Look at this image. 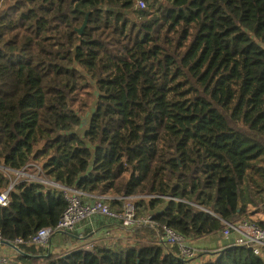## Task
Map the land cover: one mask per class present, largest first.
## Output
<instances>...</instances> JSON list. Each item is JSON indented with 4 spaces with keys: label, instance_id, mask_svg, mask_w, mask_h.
I'll list each match as a JSON object with an SVG mask.
<instances>
[{
    "label": "trees",
    "instance_id": "trees-1",
    "mask_svg": "<svg viewBox=\"0 0 264 264\" xmlns=\"http://www.w3.org/2000/svg\"><path fill=\"white\" fill-rule=\"evenodd\" d=\"M137 1L0 0V194L14 185L0 233L15 253L0 264H264L241 245L179 258L150 226L89 249L17 243L67 206L15 184L24 169L117 211L134 197L191 241L264 205V0Z\"/></svg>",
    "mask_w": 264,
    "mask_h": 264
},
{
    "label": "built area",
    "instance_id": "built-area-1",
    "mask_svg": "<svg viewBox=\"0 0 264 264\" xmlns=\"http://www.w3.org/2000/svg\"><path fill=\"white\" fill-rule=\"evenodd\" d=\"M137 9H143L145 2L143 0L137 1ZM36 169L39 166L33 165ZM16 174H23L31 181H38L50 187L60 189L62 192L67 206L62 216L60 217L57 225L54 228H42L38 230L30 239L25 242L24 239H18L17 243L22 245H44L47 244L54 234V232H73L76 227L96 215L107 216L122 223L124 227H141L150 226L154 227L156 221L151 214L139 215L134 203V197L122 196L123 205L119 211L114 209L109 203L110 197L99 195L95 193H88L76 187L64 186L54 181L37 177L36 174L31 173L30 170L14 171ZM14 185L8 190L0 194V205L6 206L9 203V193ZM225 222L223 229L224 236H229L232 232H236L241 236V239L236 245L248 246L254 250L258 255H262L264 251V224H260L250 218L248 214H243L238 220L234 222ZM110 237L109 233H96L97 240L106 239ZM3 238L0 233V248L2 247ZM161 241V240H160ZM164 245L175 246L177 249L176 256L179 258H193L196 257L201 251L197 249L192 241L184 234L176 231L170 226L163 227V241ZM96 243L85 245L89 249L95 246ZM0 263H8L0 253Z\"/></svg>",
    "mask_w": 264,
    "mask_h": 264
},
{
    "label": "crops",
    "instance_id": "crops-1",
    "mask_svg": "<svg viewBox=\"0 0 264 264\" xmlns=\"http://www.w3.org/2000/svg\"><path fill=\"white\" fill-rule=\"evenodd\" d=\"M114 208V207H113ZM256 213L252 216V220L258 222V223H264V205L259 209L255 210ZM98 216L102 215H96L92 218V220L84 221L80 223L76 229L78 234H75L74 232H70L71 234H75L74 237L76 238L75 242L78 243L81 241V239H78V236L81 238L86 235V237H90V239L86 240L83 244H80L82 246L89 245L90 243H99L100 241H103L104 243H111L115 241L114 239H126L127 235V228H125L121 222L112 219L111 223L106 224L105 221L98 219ZM100 222L101 224H98ZM68 233V232H65ZM96 233H109L110 237H106V239L97 240L95 238ZM56 235H53L51 240H49L48 243H51L53 241L54 247L55 245H59L60 247L67 246L70 248V243L64 242V244H61L62 239L61 237H55ZM55 237V238H54ZM241 239V236L236 233L232 232L229 236H224L223 231H219L217 233L210 234L208 236L202 237L200 239H197L195 241H192L193 245L197 247L201 252H210L215 250H221L225 247L236 245L238 241ZM58 242V243H56ZM9 247H1L0 253L1 255H10L14 256V252ZM57 247V246H56ZM74 248V247H73ZM27 252L30 251V247L26 246ZM60 250L59 248H56L55 251Z\"/></svg>",
    "mask_w": 264,
    "mask_h": 264
},
{
    "label": "rangeland",
    "instance_id": "rangeland-1",
    "mask_svg": "<svg viewBox=\"0 0 264 264\" xmlns=\"http://www.w3.org/2000/svg\"><path fill=\"white\" fill-rule=\"evenodd\" d=\"M5 3V2H4ZM9 3V2H8ZM5 5H6V3H5ZM4 170H6V171H9V170H7V169H4ZM13 173H15V174H13L14 176H13V181H14V183L15 184H17V183H19V182H21V181H28L29 180V178L28 177H26L25 175H23V174H16V172H13ZM98 219H100V220H103V221H105L106 222V224H109V223H111V221H112V219L110 218V217H107V216H98ZM98 224H101L100 222H98ZM75 234H78L77 233V231L75 232V231H73ZM74 234V235H75ZM62 237V235L60 234V235H56L55 237ZM54 237V238H55ZM88 239H90V237H87V238H84V236H83V239H81V241H79L78 243H76L75 242V240H74V238L73 239H69L68 241H70L71 243V245H70V249H72L73 247H75V246H77L78 244H83L86 240H88ZM56 243H58V242H56ZM99 243H104L103 241H100ZM65 247V248H64ZM66 248H69V247H67V246H63V247H59V249L60 250H58V251H62L63 249L65 250ZM4 254V253H3ZM7 258H10L11 256L10 255H8V254H6L5 255Z\"/></svg>",
    "mask_w": 264,
    "mask_h": 264
},
{
    "label": "water",
    "instance_id": "water-1",
    "mask_svg": "<svg viewBox=\"0 0 264 264\" xmlns=\"http://www.w3.org/2000/svg\"><path fill=\"white\" fill-rule=\"evenodd\" d=\"M86 25H87V19H86L84 25L82 26V28L79 29V32H80V33H83V32H84ZM154 227H155L156 230L158 231V233H159V238H160V240H161V242H162V241H163V232H162L161 228H160L158 225H155ZM132 228H136V227H132ZM1 243H2V245H3V244H6L4 241H2ZM8 246H12V245L8 244Z\"/></svg>",
    "mask_w": 264,
    "mask_h": 264
}]
</instances>
